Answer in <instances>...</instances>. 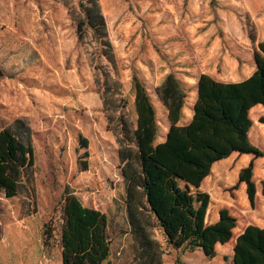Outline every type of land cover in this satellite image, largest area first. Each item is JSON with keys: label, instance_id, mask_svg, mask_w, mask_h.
Segmentation results:
<instances>
[{"label": "rangeland", "instance_id": "1", "mask_svg": "<svg viewBox=\"0 0 264 264\" xmlns=\"http://www.w3.org/2000/svg\"><path fill=\"white\" fill-rule=\"evenodd\" d=\"M96 1L115 68L102 34L87 26L84 38L78 37L87 0H0V130L26 119L35 151L34 169L20 191L0 185V264H62L66 188L108 216L111 264H149L130 230L119 139L123 119L131 128L137 125L133 80L134 75L144 80L139 63L146 51L145 15L152 6ZM154 49L160 52L158 45ZM149 87L162 137L167 117L156 100V84ZM118 97L126 100L124 107ZM258 168L264 172V164ZM47 224L54 231L45 244ZM148 229L159 243L155 264H170L178 249L168 244L153 217Z\"/></svg>", "mask_w": 264, "mask_h": 264}, {"label": "trees", "instance_id": "2", "mask_svg": "<svg viewBox=\"0 0 264 264\" xmlns=\"http://www.w3.org/2000/svg\"><path fill=\"white\" fill-rule=\"evenodd\" d=\"M83 18L77 21V34L84 38L89 26L94 35L102 34L111 51L113 68L116 60L108 38L107 24L96 0H87ZM257 69L241 82H219L204 74L198 81V98L188 124H181L189 88L174 73H168L157 87L160 99L167 106L171 123L167 137L157 143L160 125L156 108L145 83L134 75L136 128L122 120L119 139L122 174L125 184L130 230L136 244L149 264L160 260L159 243L148 227L153 217L169 245L190 251L201 249L215 258L218 243L233 236L237 219L223 209L217 222L207 223L210 194L200 189L210 174L212 164L234 151L264 156V151L250 139L253 121L250 110L264 104V41L254 50ZM116 86H121L119 81ZM121 107L126 100L118 97ZM259 120L264 122V115ZM31 125L17 118L0 130V185L8 184L20 191L23 179L34 169L35 151ZM86 164V161H84ZM254 160L242 168L239 181L247 184L249 200L254 204L257 194L254 182ZM263 193H264V180ZM65 223L61 229L62 264H111V238L108 216L99 209L85 206L68 188L62 192ZM54 228L44 229L45 244L53 237ZM179 259L175 260L179 264ZM233 264H264V228L249 225L237 237Z\"/></svg>", "mask_w": 264, "mask_h": 264}, {"label": "crops", "instance_id": "3", "mask_svg": "<svg viewBox=\"0 0 264 264\" xmlns=\"http://www.w3.org/2000/svg\"><path fill=\"white\" fill-rule=\"evenodd\" d=\"M132 1L144 8L152 6L145 15L146 51L139 63L151 99L149 85L153 83L158 87L168 73H174L189 88L181 124H188L192 119L201 75L207 74L219 82L237 83L256 71L254 50L264 41V0ZM137 28L138 23L134 25V29ZM154 44L158 45L160 52L154 49ZM157 87L156 100L165 111L166 126L170 130L169 110L160 99ZM263 115L262 103L250 110L253 125L248 135L250 141L264 151V122L259 120ZM168 130L162 137L158 134L157 143L166 139ZM252 160L255 162L253 178L257 190L254 204L248 198L246 182L242 181L234 188L242 168ZM263 164L264 156L255 158L238 151L212 164L210 174L200 186L202 191L211 195L206 222H217L221 211L228 209L237 219V227L233 229L231 240L215 246V258L207 257L201 249L177 248L175 260L179 259V264H233L239 234L249 225L264 228V172L258 168ZM175 260L170 264H176Z\"/></svg>", "mask_w": 264, "mask_h": 264}]
</instances>
